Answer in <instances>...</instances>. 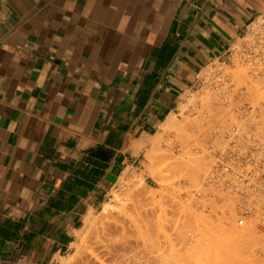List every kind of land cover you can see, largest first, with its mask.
<instances>
[{
	"label": "crops",
	"instance_id": "1",
	"mask_svg": "<svg viewBox=\"0 0 264 264\" xmlns=\"http://www.w3.org/2000/svg\"><path fill=\"white\" fill-rule=\"evenodd\" d=\"M263 16L264 0H0V264H64Z\"/></svg>",
	"mask_w": 264,
	"mask_h": 264
},
{
	"label": "rangeland",
	"instance_id": "2",
	"mask_svg": "<svg viewBox=\"0 0 264 264\" xmlns=\"http://www.w3.org/2000/svg\"><path fill=\"white\" fill-rule=\"evenodd\" d=\"M255 65L259 66L257 69L264 67L262 64V66L253 64L250 67L252 70L248 67L250 65L243 63L237 57L229 56L224 60L216 61L206 69L201 75L202 81L198 88L185 97L179 118H176V122H172L176 125L165 126L162 132L153 139L152 146L144 155L140 168L129 169L123 173L108 197L106 205L91 216V219L94 218L95 220H92L95 225L93 222H91L92 228L90 225H85L86 228L84 227L85 230L81 231L73 254L64 261V264L69 263L67 260L70 263L72 261L71 264H100L95 262L90 253L94 247L93 237L96 231L111 224L116 225L118 224L116 221L119 222L120 219V222H125L126 219L129 222L132 220L131 218L135 221L132 223L135 232L131 240L132 248L127 253L128 257L126 256L124 262L119 261L123 258L115 253L116 255L103 258L106 264H132L133 262V264L255 263L252 258L255 259L256 254L264 249V205L258 203L264 201V189H261V191L263 190L261 194L263 198L259 196V191L256 192L255 190H251L250 195L242 194L246 184L241 182V187L239 184L236 186V191L239 189L240 195L242 194L241 197L237 194L239 192L236 193L233 189L234 185L231 188L227 184H222L223 180H219L218 184L220 185L217 186V183H214L217 181L214 179L210 181L208 177V174L211 173L209 171H212L213 168L210 169V165L213 166L214 164L211 162H215L219 154L221 156V154L224 155L228 152L227 149H229V142L231 141L230 133H233L230 132L231 128V131L235 133L240 131V133L237 132V136L243 142L256 143L254 144L255 150L249 148L250 151L244 146H238V149L236 148L231 155L240 158V151H242L244 154L242 156L243 162H247L246 159L253 160V158L254 160L249 163H253L256 159L258 161L254 163L256 165L264 162V132H262L264 130V124H262L264 123V89L262 88L264 84L260 85L259 88L257 87L258 84H262V81L264 82V68L257 70ZM254 68L257 73H255ZM218 75L220 79H218ZM250 77H252L253 82ZM254 79H257L258 82ZM261 79L262 81H260ZM234 83L236 86L238 85L236 90ZM256 83L258 84L255 85ZM214 87L217 88L214 89ZM229 87L230 89L233 88L231 89L233 103L230 101L229 96L231 95L228 94L230 92ZM225 90L227 91L225 92ZM226 93L229 95L228 98L225 97ZM228 99L229 101H227ZM216 102L223 106L218 103L215 104ZM229 102L230 104H228ZM234 103L235 105L236 103L242 105L235 106ZM252 103L261 107L255 105L254 107ZM219 105L222 108H219ZM211 107L214 108L211 110ZM262 107L263 112L259 114ZM199 108L200 110H198ZM201 108L206 111L201 110ZM217 108L219 112L216 111ZM201 111L204 116L206 115L205 118L201 115ZM231 113L237 115V117L234 115L235 120ZM218 114L221 116H215ZM195 115L198 116L195 117ZM200 115L201 117H199ZM252 115H254V121L259 120V122L254 123ZM223 116L226 117V122ZM213 117L215 119H212ZM261 117L263 120H260ZM220 118L223 120L221 121ZM217 119L220 121L217 122ZM236 119L238 124L235 122ZM233 121L232 127L230 125ZM241 122H244V125L248 122L251 126L247 124L249 127L246 128L250 129L247 130L242 125L238 127ZM224 123L228 126L225 127ZM229 126L230 128L225 130ZM261 126L263 127L261 128ZM243 128L244 131L255 129L258 133L253 132L254 130L249 131L250 136L245 139ZM223 130L226 133L225 131L223 133ZM211 133L214 135L210 136ZM255 133L257 134L255 135ZM224 139L227 140L224 141ZM240 148L241 150H239ZM212 159L215 160L212 161ZM250 166L246 164V168L243 167L237 171L238 174L233 171V174L238 175L239 178L234 177L232 180L248 182L251 177L255 178L254 176L247 178L248 174L259 173V175H263L262 181H264V163L263 167L259 164L262 167L260 172L255 166ZM221 187L226 192L223 190L222 193ZM252 193L254 196L258 194L257 199L259 198L261 201L259 199V201L257 199L254 201L253 195L251 196ZM243 195L248 196L243 197ZM254 204H259L261 207L258 208L259 206H254ZM242 220L245 222L243 225L240 223ZM244 225H251L250 228L252 227V229L248 226L245 227L246 230H243L245 229ZM241 230L242 232L245 231L243 232L244 235L240 234ZM238 231L239 236L237 235Z\"/></svg>",
	"mask_w": 264,
	"mask_h": 264
},
{
	"label": "bare ground",
	"instance_id": "3",
	"mask_svg": "<svg viewBox=\"0 0 264 264\" xmlns=\"http://www.w3.org/2000/svg\"><path fill=\"white\" fill-rule=\"evenodd\" d=\"M241 61V60H240ZM259 65H261V64H259ZM256 66V65H255ZM254 66V67H255ZM262 66V65H261ZM241 67V66H240ZM243 67V66H242ZM249 68L251 67V65L250 66H248ZM257 67H259V66H256V69H257ZM248 68V69H249ZM262 69L264 68L263 66L261 67ZM261 68H258V69H261ZM250 69H252V68H250ZM249 69V70H250ZM255 68H254V71H255V73H257L256 71L258 70H256ZM261 69V70H262ZM253 70V69H252ZM247 71V70H246ZM253 71V72H254ZM250 72V71H249ZM261 72V71H260ZM222 73V72H221ZM251 73V72H250ZM263 73V72H262ZM248 74V73H247ZM220 75V74H219ZM219 75H218V79H220V77H219ZM253 75H254V73H253ZM252 75V76H253ZM255 75H257V74H255ZM254 77V76H253ZM260 77V76H259ZM259 77H257V78H259ZM262 77V76H261ZM248 78V77H247ZM252 77H250V79H251ZM260 79V78H259ZM263 79V78H262ZM262 79L260 80V81H262ZM255 80V79H254ZM264 80V79H263ZM219 81V80H218ZM217 81V82H218ZM251 81H252V79H251ZM256 82H258L257 81V79L255 80ZM216 82V83H217ZM253 82V81H252ZM223 84V83H222ZM221 84V85H222ZM235 84V83H234ZM258 83H256L255 85H257ZM264 84V82L262 81V84L260 83V84H258V88L260 87V85L262 86ZM225 85H227V84H225ZM218 86V85H217ZM235 87H234V89L236 90V89H238V85L236 86V84L234 85ZM219 87V86H218ZM221 87V86H220ZM222 87H223V85H222ZM237 87V88H236ZM217 88V87H216ZM215 87H214V89H216ZM263 89H264V86L262 87ZM262 88H260V89H262ZM223 89V88H222ZM228 89H230V87L228 88ZM231 89H233V88H231ZM231 89H230V92L228 93L229 95H231V96H229V95H227V93H226V96L225 97H227V96H229L230 97V101H232L231 103H233V100L231 99V97L233 96L232 94H231ZM248 90V89H247ZM215 91V90H214ZM222 91V90H221ZM224 91V90H223ZM227 90H225V92H226ZM240 91H242V90H240ZM216 92V91H215ZM219 92H220V88H219ZM218 92V93H219ZM233 92V91H232ZM260 92H261V90H260ZM240 93V92H239ZM243 93V92H242ZM246 93H247V91H246ZM246 93H245V95H246ZM222 94V93H221ZM248 94H249V92H248ZM251 94V93H250ZM219 95V94H218ZM217 95V96H218ZM241 95V94H240ZM244 95V94H243ZM220 96H222V95H220ZM242 96V95H241ZM246 96H248V95H246ZM223 97V96H222ZM240 97V96H239ZM218 98V97H217ZM228 98V97H227ZM226 98V99H227ZM234 100H235V98H233ZM237 99V98H236ZM239 99V98H238ZM217 100V99H216ZM227 101H229V99L227 100ZM243 101V100H242ZM238 102V101H237ZM221 104V103H219V102H216L215 104ZM222 103H224V102H222ZM243 103V102H242ZM258 103V102H257ZM260 103V102H259ZM214 104V105H215ZM228 104H230V102L228 103ZM227 104V105H228ZM253 104V103H252ZM222 105V104H221ZM234 105H235V103H234ZM236 105L237 106H239V105H242L241 103L240 104H237L236 103ZM235 105V106H236ZM255 105V103L252 105V106H254ZM215 106H217V105H215ZM220 106V105H219ZM223 106V105H222ZM255 106H258V104L257 105H255ZM254 106V107H255ZM260 106V105H259ZM258 106V107H259ZM243 107V106H242ZM261 107V106H260ZM214 108V107H213ZM212 107H211V110L213 109ZM219 108H222L221 106L219 107ZM215 109H216V107H215ZM214 109V110H215ZM255 109V108H254ZM261 109V108H260ZM198 110H200V108L198 109ZM201 110H204V109H202L201 108ZM242 110V109H241ZM244 110V109H243ZM204 111H206V110H204ZM217 112H219L218 111V108H217V110H216ZM221 111V110H220ZM255 111V110H254ZM254 111L252 112V114L254 113ZM259 111V110H258ZM217 112H216V114H217ZM239 112V111H238ZM260 112H261V114H262V112H263V107H262V110H260L259 111V114H260ZM199 113H200V111H199ZM205 113V112H204ZM212 113H214V112H212ZM220 113H222V112H220ZM237 113V112H236ZM244 113V112H243ZM242 113V114H243ZM248 113V112H247ZM198 114V113H197ZM208 114V113H207ZM215 114V113H214ZM238 114V113H237ZM246 114V113H245ZM201 115H203L202 114V111H201ZM201 115L199 116V117H201ZM209 115V114H208ZM222 115H224V114H222ZM226 115V114H225ZM231 115H233V117H234V115H235V117H237V115L234 113V114H232L231 113ZM230 115V116H231ZM264 115V114H263ZM172 116H174V115H172ZM172 116H171V118L169 119V122H170V120L172 119ZM196 116H198V115H195V117ZM206 116V115H205ZM205 116L203 115V117L205 118ZM211 116V115H210ZM214 116V115H213ZM215 116H221V115H215ZM242 116V115H241ZM240 116V117H241ZM245 116V115H244ZM254 115H252V117H253ZM225 119H224V121L226 120V117L225 116H223ZM232 117V116H231ZM235 117H234V120H235ZM247 117H249V116H247ZM246 117V118H247ZM251 117V116H250ZM251 117V118H252ZM173 118H175V117H173ZM198 118V117H197ZM222 118V117H221ZM221 118H220V120H221ZM228 118V117H227ZM262 118V117H261ZM201 119H203V118H201ZM211 119V118H210ZM212 119H215V117H213ZM242 119H244V118H242ZM241 119V120H242ZM247 119H250V118H247ZM254 117H253V122L254 123H256V122H259V120H257L256 122L254 121ZM258 119V118H257ZM260 119V118H259ZM218 121L217 122H219L220 120L219 119H217ZM223 120V119H222ZM221 120V121H222ZM231 120H233L232 118H231ZM240 120V121H241ZM245 120V119H244ZM244 120H242V121H244ZM260 120H263V118L262 119H260ZM173 121H174V119H173ZM173 121H171V123H168V125L167 126H169L170 124H171V126H172V124H173V126H175L176 124H174V123H172ZM239 121V122H240ZM248 121V120H247ZM250 121V120H249ZM264 121V120H263ZM176 122V121H175ZM226 122V121H225ZM237 124H238V121H237V119H236V121H235ZM251 122V121H250ZM261 122V121H260ZM232 123H234V121L233 122H231V125L230 126H232L233 127V125L234 124H232ZM252 123V122H251ZM225 124V123H224ZM236 124V125H237ZM247 124L249 125V126H251L248 122H247ZM247 124H245L244 125V122H241L239 125L240 126H238V127H241V125H242V127H244V128H246L248 125ZM262 124H264V123H262ZM226 126L225 127H227L228 125L227 124H225ZM166 126V125H165ZM224 126V125H223ZM230 126L228 127V128H226L225 130H228L229 128H230ZM248 126V127H249ZM255 126V125H254ZM257 126H258V123H257ZM257 126H255V127H257ZM264 126V125H263ZM263 126H261V128L263 127ZM224 127V128H225ZM237 127V128H238ZM259 127H260V125H259ZM244 128H243V130L242 129H240V130H242V131H244ZM260 128V129H261ZM214 129H215V127H214ZM233 129H235V128H233ZM247 129V128H246ZM248 129H250V128H248ZM247 129V130H248ZM259 129V132L261 131ZM217 130V129H216ZM225 130H223V133H224V131ZM231 130H232V128H231ZM230 130V132H233V133H230L231 134V137L232 136H237L238 134H237V132L238 133H240V131H237L236 133L234 132V131H231ZM244 131V134H243V137L246 139V137L248 136H250L249 135V131ZM254 130V131H253ZM253 130H251V131H253V132H257L255 129H253ZM212 131V130H211ZM250 131V132H251ZM215 132V131H214ZM229 132V131H228ZM262 132H264V130L262 131ZM220 133H222V132H220ZM225 133H226V131H225ZM243 133V132H242ZM241 133V134H242ZM258 133V132H257ZM257 133H255V135L257 134ZM212 134V133H211ZM214 134H216V132L214 133ZM214 134H212V135H210V136H213ZM241 134H239V136H241ZM262 134V133H261ZM220 135V134H219ZM255 135H253V136H255ZM264 135V134H263ZM258 136V135H257ZM256 136V137H257ZM217 137V136H216ZM219 137V136H218ZM217 137V138H218ZM242 137V136H241ZM211 138V137H210ZM216 138V139H217ZM229 138H230V136H229ZM239 138V137H238ZM241 139V138H240ZM225 140H227V139H224V141ZM242 140V139H241ZM252 140V139H251ZM250 140V141H251ZM249 142V141H248ZM257 142V141H256ZM251 143V142H250ZM243 144V143H242ZM254 144H256V143H254ZM253 144V145H254ZM257 144H259V143H257ZM240 147V146H239ZM245 148V147H244ZM261 148H263V147H261ZM238 149V148H237ZM246 149V148H245ZM249 149V148H248ZM239 150H241V148L239 149ZM242 150H243V148H242ZM250 150V149H249ZM258 150H260V149H258ZM251 151V150H250ZM262 151V150H261ZM243 152H244V150H243ZM219 153V152H218ZM222 153H224V152H222ZM241 153H242V151H240V158L237 156V157H229V158H227L225 161H224V163L225 164H232V163H236V162H238V163H240V162H243V153H242V155H241ZM226 154V153H225ZM255 154V153H254ZM259 154V153H258ZM257 154V155H258ZM263 154H264V152H263ZM220 155V154H219ZM219 155H218V157H216V158H219ZM222 155V154H221ZM236 155V154H235ZM246 155V154H245ZM247 155H248V153H247ZM253 155V154H252ZM250 156V155H249ZM246 157H248V156H246ZM255 157V156H254ZM258 158H259V156H257ZM262 157V156H261ZM251 159V158H250ZM211 160V159H210ZM213 160H215V159H212V161ZM253 160H254V158H253ZM245 161H248L247 159L245 160ZM256 161H257V159H256ZM256 161H254L253 163H255ZM219 159H216L215 160V162L213 161V162H211V163H214L213 164V166H211L210 165V169L212 168V171H209V172H211L210 174H208L209 176V180L211 181V179H214V172H215V167L217 168V167H219ZM258 162V161H257ZM264 163V162H263ZM258 164V163H257ZM249 165V164H248ZM256 165V164H255ZM250 166V165H249ZM257 166H259V164L257 165ZM250 167H252V166H250ZM264 168V167H263ZM261 170V169H260ZM260 170H259V172H260ZM264 172V171H263ZM254 174V173H253ZM216 175V177H219L220 175H219V171L215 174ZM258 175H259V173H258ZM263 176V175H262ZM208 180V181H209ZM215 180V179H214ZM263 180V179H262ZM217 182H214V181H212V182H214V183H217V186L218 185H220V184H218V181L219 180H216ZM211 182V183H212ZM206 183H207V181H206ZM220 183V182H219ZM224 182H222V184H223ZM235 184V183H234ZM211 186V185H210ZM224 186V185H223ZM222 186V187H223ZM240 186V185H239ZM239 186H238V188H239ZM212 187V186H211ZM216 187V186H215ZM221 187V190H222V193L225 191L224 189H225V186H224V189ZM241 187V186H240ZM257 187H258V191H259V193L258 194H260L259 196L261 197V198H263L262 196L264 195H262L261 196V194H262V192H263V190L261 191V189H264V182H258L257 183ZM220 188V187H219ZM218 188V189H219ZM226 188H227V186H226ZM232 188V187H231ZM230 188V189H231ZM237 188V189H238ZM242 188H244L243 186H242ZM242 188H240V189H242ZM217 190V189H216ZM220 190V189H219ZM224 190V191H223ZM233 190V189H232ZM239 190V189H238ZM237 190V191H238ZM218 191V190H217ZM216 191V192H217ZM228 191V190H227ZM237 191H236V187H235V192L237 193ZM241 191V190H240ZM243 192H245V190L243 189L242 190ZM226 192V191H225ZM234 192V191H233ZM234 192V193H235ZM239 192V191H238ZM220 193V192H219ZM251 193V192H250ZM250 193H249V195H250ZM208 194V193H207ZM221 194V193H220ZM227 194V193H226ZM237 194H239L240 195V192L239 193H237ZM258 194H257V196H258ZM219 195V194H218ZM242 195V194H241ZM240 195V196H241ZM253 195V193L251 194V196ZM238 196V195H237ZM244 196H248V195H243V197ZM256 196V195H255ZM255 196L253 195L252 196V198H254L255 200L254 201H256V199H257V196H256V198H255ZM242 197V196H241ZM246 198V197H245ZM259 199V198H258ZM257 199V200H258ZM250 200H251V197H250ZM260 200V199H259ZM258 200V201H259ZM263 200V199H262ZM252 201H253V199H252ZM261 201V200H260ZM264 202V201H263ZM262 201L261 202H258V203H262L263 205H264V203H263ZM256 204H254V206H255ZM253 206V205H252ZM256 206H259V204H257ZM261 206H259L258 208H260ZM264 208V207H263ZM262 208V209H263ZM107 210V209H106ZM260 210V209H259ZM263 211V210H262ZM262 214H263V212H261ZM89 215H91L92 216V214H89ZM91 216H87L88 218H87V220L85 221L86 223H85V225L86 226H89L90 225V228H92L91 226L93 225H91V222H93L92 220H94V218L93 219H91ZM94 217V216H93ZM130 219V218H129ZM132 219V220H131ZM130 220L131 221H133V222H131V221H129V222H127L128 220L126 219L125 220V222L123 221V222H120V220H119V222H118V220L116 221L118 224H116V225H113V224H111V225H109V226H107V227H105V228H103L102 230H97L96 231V233L94 234V237H93V239H94V247H93V249H91V256H92V258L95 260V262H97V263H100V264H106L105 262V260L103 259V258H105V257H109V256H113L115 253H117L118 255H120L121 256V258H123L122 260H119V259H121L120 257H119V261H123L124 262V259L126 260V258L128 257V255H127V253L129 252V250L132 248V245H131V240L133 239V237H134V232H135V227L133 228V225H132V223H134L135 221L133 220V218H131ZM95 221V220H94ZM115 222V223H116ZM94 223V222H93ZM244 224H245V222H244ZM94 225H95V223H94ZM135 225V224H134ZM243 225V224H242ZM86 226H85V228H86ZM249 225H244V228L245 227H248ZM251 226V225H250ZM250 226H249V228H250ZM85 228H84V230H85ZM89 228V229H90ZM248 228V229H249ZM88 229V228H87ZM250 229H252V227L250 228ZM243 230H246V228L245 229H243ZM247 231H249V230H247ZM247 231H246V234H247ZM252 231V230H251ZM243 232H245V231H243ZM242 232V230H241V232H240V234L242 233V235H244V233ZM249 233V232H248ZM245 234V235H246ZM238 236H239V231H238V234H237ZM264 248V247H263ZM116 255V254H115ZM117 255V256H118ZM127 256V257H126ZM131 258V257H130ZM132 259H134V258H132ZM253 260H255V263H253V264H264V249H262L258 254H256V256H255V259L254 258H252ZM72 260H73V258H72ZM135 260H136V258H135ZM134 260V261H135ZM252 260V262H254ZM69 263L68 264H71L72 263V261H71V263H70V261L69 260H67ZM129 261V260H128ZM131 262H132V260H131ZM134 263V262H133ZM132 263V264H133ZM67 264V263H66ZM119 264H123V263H119ZM129 264H131V263H129Z\"/></svg>",
	"mask_w": 264,
	"mask_h": 264
},
{
	"label": "built area",
	"instance_id": "4",
	"mask_svg": "<svg viewBox=\"0 0 264 264\" xmlns=\"http://www.w3.org/2000/svg\"><path fill=\"white\" fill-rule=\"evenodd\" d=\"M230 56L237 57V59L241 60L243 63L247 65L253 64H262L264 65V16L250 29L248 34L243 37L239 42H237L232 51L230 52ZM244 143V144H242ZM238 146H244L246 149L250 148L251 150H255V146L252 143L243 142L238 136H232L231 141L229 142V149L227 154L219 156V167H215L214 172V179L215 180H223L224 185H228L229 187H235L241 182L245 183L246 186L244 188L245 191L242 194H249L250 191L258 192L257 183L264 182L262 181V175L254 174V175H247V178L250 176H254L255 178L248 179V182L232 180V178L239 176L234 175L233 171L238 174V170L242 169L243 167L246 168V164L255 166L258 170L262 169L263 163H259L261 166H257L254 163H249L253 160H248L247 162H236L232 164H225L224 161L229 157H234L231 154L236 150ZM249 146V147H248ZM219 171V177H216V173ZM232 176V177H231ZM235 183V184H234ZM241 224L244 223L242 220Z\"/></svg>",
	"mask_w": 264,
	"mask_h": 264
}]
</instances>
